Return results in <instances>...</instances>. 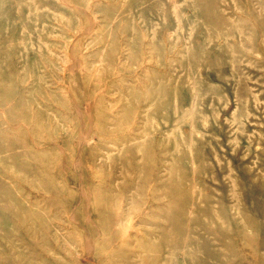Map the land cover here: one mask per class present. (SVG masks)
<instances>
[{"label":"rangeland","instance_id":"1","mask_svg":"<svg viewBox=\"0 0 264 264\" xmlns=\"http://www.w3.org/2000/svg\"><path fill=\"white\" fill-rule=\"evenodd\" d=\"M0 264H264V0H0Z\"/></svg>","mask_w":264,"mask_h":264}]
</instances>
